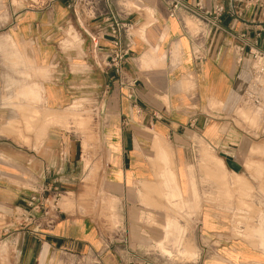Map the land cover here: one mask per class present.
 <instances>
[{"label": "crops", "instance_id": "crops-1", "mask_svg": "<svg viewBox=\"0 0 264 264\" xmlns=\"http://www.w3.org/2000/svg\"><path fill=\"white\" fill-rule=\"evenodd\" d=\"M0 2L8 5L10 13L7 34L0 42L9 51L0 67V247H5L0 264H57L62 253L81 255L88 250L102 251L103 264H118L112 251L115 245L108 234L96 229L94 216L60 210L51 230L31 234L30 226L21 223L34 192L57 188L70 197L80 189L81 194L97 189L100 196L115 199L125 210L120 216L124 233L119 237L133 248L145 236L143 231L146 237L155 233L140 228V214L144 208L152 210L145 205L184 204V192L192 188L188 161L201 146L216 152L224 169L221 175L243 181L256 194L195 202L208 206L201 208L199 217L206 230L214 236H230L231 222L240 218L254 238L257 229L264 233V195L260 194L264 157L249 154L247 131L233 124L240 105L251 111L249 118L252 110L261 114L264 109L245 102L239 105L251 79L247 49L241 62L235 56L233 45L239 40L214 30L205 40L204 57L196 59L193 42L160 0H133L136 9L124 10V18L134 25L124 71L134 83L121 87L112 70L101 64L108 41L91 38L96 21L76 19L66 0ZM202 2L206 8L222 4L228 10L220 20L225 29L241 33L247 26L248 41L264 45V12L250 9L236 17L230 9L240 6L235 0ZM70 29L84 36L82 59L77 50L62 47ZM258 30L260 37L254 39ZM76 34L68 33L71 39ZM85 92L102 95L94 133L98 146L88 147L87 152L84 140L63 127L67 118L51 123L45 116L65 117L61 112ZM258 122L262 123L260 118ZM255 147L263 149L262 143ZM221 154L230 156L240 171L229 169ZM244 161L253 164L247 169ZM156 189L163 203L155 200ZM162 231L166 240L179 227L174 219H165ZM119 243L118 247L124 245ZM156 245L168 254L163 240ZM219 252L230 260L264 263V250L258 244L225 241Z\"/></svg>", "mask_w": 264, "mask_h": 264}, {"label": "rangeland", "instance_id": "rangeland-1", "mask_svg": "<svg viewBox=\"0 0 264 264\" xmlns=\"http://www.w3.org/2000/svg\"><path fill=\"white\" fill-rule=\"evenodd\" d=\"M13 3L14 0H11ZM15 4V3H13ZM130 4H127V6ZM134 10V9H133ZM10 22V13L8 5L0 2V42L3 40L4 35H6V28ZM186 20V24L189 26L190 32H194V25ZM77 32L75 36L71 39L68 35L69 32ZM78 30L70 29L66 32L64 38L62 39V47L64 51L69 49H75L78 52L79 57L84 58V53L82 52L81 44L83 40V35L80 34ZM8 51V45L0 46V67L3 65L5 56ZM11 63L10 61H6ZM81 64V63H80ZM8 65V64H7ZM30 90V89H29ZM32 93H37V90H30ZM2 93V92H1ZM2 95V94H1ZM102 100V95L94 92H85L77 94L73 102L69 107L61 112L62 115L58 118L53 114H45L48 117V121L53 123L55 121L63 120L67 118L68 121L63 124V127L69 131L78 134L85 143L86 152L88 147L91 149L98 146L97 137L94 140V133L98 132L99 126V116H100V103ZM239 103L244 102L243 98ZM251 118H249L251 111L249 109H242L241 105L234 112L233 124L240 131H247V138L245 139L249 145L248 152L250 155H256L259 157H264V109L261 114L258 110H252ZM262 123H259L258 120ZM246 122V123H245ZM261 126H260V125ZM260 130H259V129ZM252 129V133L248 132ZM259 131H257V130ZM85 134V135H84ZM251 134V140L249 135ZM243 138V137H242ZM263 145V149L259 151L256 145ZM201 146L195 153L191 156V160L188 161L190 170L188 172L190 177V182L192 188L188 194L184 192L183 205L178 203H168L167 199L165 205L158 204L147 206L150 209L144 208V212L140 214L139 224L140 228H150V230L155 233L150 234L154 236H147L146 232L142 233L144 237H140V241L136 243V248L145 247L147 250L143 256H149V258L155 261L157 264H264V263H244L240 261L230 260L224 258L219 250L222 246V242H248L254 247L260 246L264 250V233L261 228L257 229L254 234L255 238L249 234V229L247 222L236 219L231 222V234L230 236H222L210 234L206 229L205 221L200 220V210L201 208L208 207L207 205L196 204L195 202L210 201L211 198H229L236 194L239 197L254 196L253 189H247L246 183L243 181H230L227 177L228 175L220 174L219 171L224 170L220 161H217L216 152H210L209 149L203 150ZM254 148V149H252ZM202 149V150H201ZM256 150V151H255ZM248 158V157H247ZM248 160V159H246ZM250 160V159H249ZM248 160V161H249ZM244 161L246 168L252 166V162ZM223 164V162H222ZM215 171V172H214ZM221 175V176H220ZM78 194L62 195L59 201V208L70 214H87L94 216V223L96 229L101 233V235H109L110 241L118 248L120 240L122 245H127L121 239L120 234L123 235V222H121V215L124 214L125 210L117 203L115 199L106 198L100 196L97 189H86L84 194L82 190H78ZM190 193V194H189ZM64 194V193H63ZM260 194L264 195V187L260 188ZM155 200L157 203H163L164 199L159 193V190H155ZM192 198V201H190ZM90 202V204H83ZM192 202V203H190ZM197 216V220L195 217ZM165 219H174L179 227V232L177 234H169L166 240L163 238V223ZM121 222V223H120ZM258 223V222H257ZM259 222L258 224H260ZM241 226H243L241 228ZM202 227V230H200ZM120 238V239H119ZM119 240V241H118ZM163 240L164 247L168 254L163 253L162 250L157 247L156 242ZM123 245V246H124ZM139 246V247H137ZM5 249L0 247V259L2 258V251ZM141 249V248H140ZM2 250V251H1ZM189 252H194V256H189Z\"/></svg>", "mask_w": 264, "mask_h": 264}, {"label": "built area", "instance_id": "built-area-1", "mask_svg": "<svg viewBox=\"0 0 264 264\" xmlns=\"http://www.w3.org/2000/svg\"><path fill=\"white\" fill-rule=\"evenodd\" d=\"M67 8L74 13L75 18L84 17L88 21H96L91 38L106 39L109 47L101 62L106 69L112 70L115 79L121 87H131L134 80L129 79L124 71V65L130 57L133 46L134 25L124 16V10L136 9L131 5L133 0H66ZM165 6L168 16L178 20L189 39L194 44L193 57H204L205 40L214 30H220L231 38L239 40L233 45L235 56L241 62L244 50L250 59L251 79L244 91V102L252 106H264V45L257 46L256 41H248L247 26L244 31L236 33L225 29L220 20L228 11L222 4H214L206 8L202 0H160ZM240 6L231 7L234 16L240 17L242 12L256 10L264 12V0H235ZM127 4H130L127 6ZM120 8V9H119ZM186 20L194 25L190 32ZM246 25V24H245ZM260 37V31L254 33V39ZM63 195L57 188H42L35 191L29 200V207L23 210L22 223L30 226L29 232L40 234L42 230H51L58 220L59 201ZM118 264H157L149 256H143L147 250L131 248L128 245L112 249ZM103 252L88 250L85 254L71 255L62 253L57 264H103ZM165 264V263H162Z\"/></svg>", "mask_w": 264, "mask_h": 264}, {"label": "water", "instance_id": "water-1", "mask_svg": "<svg viewBox=\"0 0 264 264\" xmlns=\"http://www.w3.org/2000/svg\"><path fill=\"white\" fill-rule=\"evenodd\" d=\"M221 156L225 159L226 166L234 172L240 171V166L228 155L221 154Z\"/></svg>", "mask_w": 264, "mask_h": 264}, {"label": "bare ground", "instance_id": "bare-ground-1", "mask_svg": "<svg viewBox=\"0 0 264 264\" xmlns=\"http://www.w3.org/2000/svg\"><path fill=\"white\" fill-rule=\"evenodd\" d=\"M133 7H135L134 5H132ZM29 94V93H28ZM167 232V231H166Z\"/></svg>", "mask_w": 264, "mask_h": 264}]
</instances>
